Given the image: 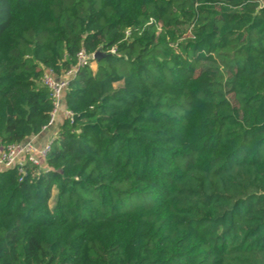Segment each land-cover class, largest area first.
I'll return each mask as SVG.
<instances>
[{
	"label": "trees",
	"instance_id": "16d2710c",
	"mask_svg": "<svg viewBox=\"0 0 264 264\" xmlns=\"http://www.w3.org/2000/svg\"><path fill=\"white\" fill-rule=\"evenodd\" d=\"M73 68L0 170V264H264V0H0V152Z\"/></svg>",
	"mask_w": 264,
	"mask_h": 264
},
{
	"label": "built area",
	"instance_id": "2783aa9c",
	"mask_svg": "<svg viewBox=\"0 0 264 264\" xmlns=\"http://www.w3.org/2000/svg\"><path fill=\"white\" fill-rule=\"evenodd\" d=\"M78 66H83L93 59V54H86L83 50L77 55ZM75 68L66 72L63 77H56L51 69H46L42 76V84L47 87L53 98V108L50 113V119L46 126L53 123L61 106V95L64 89L68 86L69 78L75 73ZM71 113L65 110V118H70ZM45 126V127H46ZM44 127V128H45ZM52 139L48 141L43 147H37L32 140H26L20 144H13L0 152V170L17 167L21 170L25 162L34 165H39L41 159L45 156Z\"/></svg>",
	"mask_w": 264,
	"mask_h": 264
},
{
	"label": "crops",
	"instance_id": "0c3cea01",
	"mask_svg": "<svg viewBox=\"0 0 264 264\" xmlns=\"http://www.w3.org/2000/svg\"><path fill=\"white\" fill-rule=\"evenodd\" d=\"M65 110L64 106L61 105L53 123L46 126L39 134L28 138V140H32L37 147H43L47 144L57 133L62 120L65 119Z\"/></svg>",
	"mask_w": 264,
	"mask_h": 264
},
{
	"label": "water",
	"instance_id": "95a60500",
	"mask_svg": "<svg viewBox=\"0 0 264 264\" xmlns=\"http://www.w3.org/2000/svg\"><path fill=\"white\" fill-rule=\"evenodd\" d=\"M106 55L104 52L101 51V49H97L94 53H93V59L95 60H99L102 56Z\"/></svg>",
	"mask_w": 264,
	"mask_h": 264
},
{
	"label": "rangeland",
	"instance_id": "374dc122",
	"mask_svg": "<svg viewBox=\"0 0 264 264\" xmlns=\"http://www.w3.org/2000/svg\"><path fill=\"white\" fill-rule=\"evenodd\" d=\"M92 66L94 67L95 65H94V64H92Z\"/></svg>",
	"mask_w": 264,
	"mask_h": 264
}]
</instances>
